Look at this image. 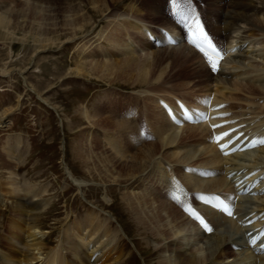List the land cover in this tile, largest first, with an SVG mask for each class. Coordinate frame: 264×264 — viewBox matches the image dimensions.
Listing matches in <instances>:
<instances>
[{
  "label": "bare ground",
  "instance_id": "obj_1",
  "mask_svg": "<svg viewBox=\"0 0 264 264\" xmlns=\"http://www.w3.org/2000/svg\"><path fill=\"white\" fill-rule=\"evenodd\" d=\"M193 1L203 6L200 4L203 0ZM228 1H217L225 8L218 23L207 27L218 43L230 47L229 58L217 75L203 62L201 54L185 42L178 46L155 47L147 39V29L154 25L167 29L173 25L168 14L165 16L167 3L161 0L153 4L137 0L138 9L131 4L125 6L130 13L117 6H124L127 0H5L0 3V7H7L8 11L0 18V27L30 29L29 33L38 35L40 40H50L46 37L53 34L59 38V33L66 37L64 43L83 40L78 48L77 74L112 84L124 80L125 84L143 88L134 97L137 104L144 101L143 114L132 118L131 127L126 116V123L123 119V122H113L96 111L93 115L88 108H83L90 127L85 130L80 158L86 169L93 168L101 179L126 186L127 193L122 198L129 216L159 251L157 264H264V255H254L243 247L245 233L264 225V143L224 157L210 143L211 130L206 124L177 127L159 104L160 98L171 99L172 94L180 90L183 94L186 91L182 90L186 89L193 96L183 95L190 104L205 107L200 101L206 94L210 97L214 93L215 104H224L219 111L224 116L219 120L225 126L222 123L216 126L217 130L236 126L237 133L241 131L250 139L260 134V139L264 140L261 137L264 132V0ZM97 15L107 23L94 32L93 28L97 27L92 18ZM144 15L149 22L141 20ZM154 20L159 23H153ZM175 76L182 83L176 82L174 87L169 81ZM117 92L123 99L128 95L125 90ZM117 106L110 109L115 112ZM13 111L0 114V127L9 125L8 115ZM211 112L217 113L213 109ZM142 120L150 137L141 135ZM104 127H115V131L100 129ZM125 127L132 128V135H124ZM126 139L129 144L125 143ZM8 142L14 144L12 139ZM23 150L21 139L20 147L11 157L16 163L15 172L23 161L19 156ZM64 169L85 197L83 187L88 182L76 179L67 166ZM232 171L233 178L251 174L246 179L248 182L259 177L258 184L251 190L256 193L246 195L236 204L239 208L236 219L205 208L214 230L205 234L169 194L180 191L184 201L192 203L200 192L230 190L235 195L232 178L227 177ZM14 175L11 172L8 180L0 182V205L4 203L3 197H11L14 203L13 217L10 216L5 228L7 234L0 237V264H121L125 255L120 245L124 237H129L111 212L95 206L75 229V218L81 221L85 215L70 218L72 222L69 219L64 224L65 230L45 256L48 243L39 230L41 219L37 214L45 212L52 200L42 197L46 188L40 189L28 182L22 186ZM108 198L104 195V199L111 202ZM25 215H36L31 219L32 225L21 219ZM255 216L259 217L246 224ZM68 223L72 229L67 227ZM234 246H240V250H235Z\"/></svg>",
  "mask_w": 264,
  "mask_h": 264
},
{
  "label": "rangeland",
  "instance_id": "obj_2",
  "mask_svg": "<svg viewBox=\"0 0 264 264\" xmlns=\"http://www.w3.org/2000/svg\"><path fill=\"white\" fill-rule=\"evenodd\" d=\"M2 1L5 0H0V3ZM146 1L153 4L160 0ZM161 1L166 2V0ZM203 1L205 3L199 7L207 10L203 12L201 10L202 25L206 24L208 27L212 23H218L225 6H221V3L217 2L218 0ZM223 1L229 2L228 0ZM129 4L138 9L137 0H127L124 6H117L130 13L131 11L129 12L125 7ZM6 8L0 7V18L6 16L8 12ZM92 19L96 25L95 28L97 27L93 28L94 32L107 23L100 15ZM141 20L149 22L145 15L141 16ZM153 23L158 24L159 20H154ZM157 27L154 25L152 30ZM13 30L0 27V114L6 110H14L12 114L8 115L9 125L6 128L0 127V182L6 180L10 173L14 172L15 180L20 185L23 186L28 182L40 189H47L42 197L44 200H52V203L45 212L37 214V217L41 219V229L39 230L45 234L44 238L46 237L45 241L47 240L48 243L44 255L46 256L52 250L66 225L65 223L70 218L74 219L75 215L82 218L85 215L81 221L75 218V229L77 224L87 219V213L93 208L92 206H95L104 212H111L129 237L128 239L124 237L120 245L121 251L125 255L121 264H157L159 251L155 250L153 242L146 239L139 231L134 218L129 216V209L122 198V195L127 193L124 188L126 186L101 179L93 168L88 171L85 162L80 158L85 130L90 127L83 116V108H88L93 115L96 111V113L112 119L113 122H121L123 119L126 123V116L127 119L129 118L131 127L134 113L137 109V114L142 113L141 107L145 105L141 100L137 104L134 98L141 86L135 88L125 84L124 80L112 84L92 76L77 74L75 69L80 59L78 48L84 42L81 39L64 43L66 37L59 33L57 34L59 38L53 34L46 37L50 40H45V38L40 40L38 35L29 33L30 29ZM175 77L169 81L174 87L178 82L182 83V80L177 79L178 76ZM116 89L125 90L129 97L126 95L123 99ZM117 104V111L114 112V109H110L115 108ZM120 116L122 117L120 118ZM130 127L124 128L123 132L126 130L124 135H130L133 132ZM114 128L100 129L105 131L109 129L114 132ZM114 136L119 137L117 133H114ZM10 139H12L13 145L7 143ZM21 139L24 150L19 156L23 157V161L15 172L16 163L11 161V157L20 147ZM98 143L100 144V142H96V144ZM125 143L129 144V141L127 140ZM125 147L129 148V145H125ZM66 166L76 179L88 182L83 187L86 198L68 178L64 169ZM104 195H108V201H112L107 202ZM3 199L4 203L0 205L1 238L7 234L5 226H7L10 216L13 217L12 207L14 204L11 197H3ZM32 217L36 218V215H25L19 218L27 223L31 222L32 225ZM72 219L69 221L72 222ZM67 225L72 229L69 226L70 223ZM116 226L114 223L113 227ZM70 229L68 230L70 231ZM36 230L38 229L36 228ZM44 255L43 257H45ZM71 256L69 254V258Z\"/></svg>",
  "mask_w": 264,
  "mask_h": 264
},
{
  "label": "snow or ice",
  "instance_id": "obj_3",
  "mask_svg": "<svg viewBox=\"0 0 264 264\" xmlns=\"http://www.w3.org/2000/svg\"><path fill=\"white\" fill-rule=\"evenodd\" d=\"M215 67H216V66H215V65H213V69H215Z\"/></svg>",
  "mask_w": 264,
  "mask_h": 264
}]
</instances>
